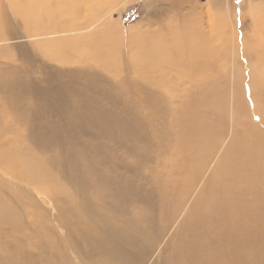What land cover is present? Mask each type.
Instances as JSON below:
<instances>
[{"label": "bare ground", "instance_id": "1", "mask_svg": "<svg viewBox=\"0 0 264 264\" xmlns=\"http://www.w3.org/2000/svg\"><path fill=\"white\" fill-rule=\"evenodd\" d=\"M9 1L14 14L21 16L25 29L30 35L25 36L26 39L34 38L35 48L42 51L47 58L61 60V63H66V66L73 64L74 67L76 63L80 66L82 63L78 61L89 54L106 70L116 71L114 65L117 60H114L113 53L118 48L119 39L124 35L122 31L116 34L108 22L111 21V13L114 9L112 6H116L117 0ZM173 7L176 8L177 5ZM263 8H253L252 11L256 33L255 49L261 51V53L258 51L260 62L264 59V22L261 20L262 16L259 18L264 13ZM54 9L61 14L60 17L64 15L70 21L65 22V19L64 22L61 20L56 23L48 19L47 17L51 15L47 11L52 12ZM193 12L190 13L193 15ZM197 12H194L195 16ZM42 14L47 15L48 20L42 17ZM198 15L193 27L186 25L184 17L181 19L183 21L181 26L186 27L183 35L180 30L178 34L175 33V29L181 26L174 28L170 22L169 32L170 36L173 35L171 40L174 38L172 41L168 42L163 37L162 41L155 34L141 32L137 34L132 32L133 37L130 38L129 43L133 44V47L130 46V50L133 48L130 56L133 69L144 81L148 79L147 82L153 84V87L162 89L166 93L169 104L173 98L184 95L177 92L178 88L172 91L180 82L179 80H187L188 75L199 71L206 72L211 66L207 61L209 58L217 54L222 58L231 53L233 61L243 64V67L248 62L244 55L246 51L243 52V49H248L249 46L247 43H242L240 48V44L236 42L239 39L234 32V26L231 32L228 31L229 33L226 34L227 26L232 24L224 22L222 17L214 18L212 14H207L205 18ZM99 25L104 28L94 33L81 35ZM205 26L209 29L207 33L206 30L204 31ZM1 35L3 34H0L1 42L10 40ZM52 35L65 36L47 40ZM225 35L231 46L227 49L229 51L225 47L223 49L221 45L226 42H223ZM223 52L225 54L221 56ZM261 63L264 65V62ZM254 67L251 68V76L247 70L249 79H252ZM81 68L84 67L81 66ZM168 69L176 71L178 82L167 79L170 77ZM51 72L53 75L59 74L55 77L57 82L62 73L54 70ZM243 72L245 74V71L241 69L238 86L233 85L230 101L226 100L223 93L218 95L219 90L207 77L201 79L198 85V89L203 87L201 96L199 93L195 94L191 100L185 102L184 106L182 105L183 108L180 111L172 108L165 111L157 98H154V102L149 101L154 104V107L150 108L152 112L160 106V109L156 110V116L157 112L161 111L168 119L167 114H169L171 120L165 118L167 122L164 127L162 126L164 133L154 128L153 125L159 127V123H154L158 119L150 115L145 123L147 124L150 120L149 123L153 129L144 136L138 126V136L144 137L147 141L151 138V142L154 137L157 139L155 141L158 146L165 139L166 142H171V137H174V145L168 143L166 148L169 152L168 168L173 169L172 172L176 174L174 176L171 174L164 179L163 184V178L160 179L159 190L168 204L169 199L176 200L178 208L181 204H184L182 208L187 205L188 198H192L199 189L200 182L194 184V181L200 177L195 175L206 164L207 158L204 152L208 149V153L212 154L213 149L216 148L215 141H219L216 137L227 126L225 106H230L232 109L230 112L232 117L230 134L233 136L231 144L227 147L225 156L218 162L209 182L205 183V189L200 190L199 197L190 206L191 211L186 209L190 212H187L189 215L186 220L178 225L180 226L178 230H181L180 237H175L164 249L162 248L164 236L148 232L143 226L146 221H138L137 217L129 213H125L127 215L125 217L130 216L128 218L135 223H129L123 218L119 219V214L124 212L121 206L122 200L138 199V182H127L129 187H126L124 181L118 178L121 176L104 174L102 169L99 171L94 166L95 160L91 164L92 158L96 156L105 158L110 154L109 149L92 146L85 141L82 144L79 140V138L82 139L78 137L80 133L83 136L88 135V132L96 135L91 128L98 132L99 137L106 135L111 141L119 136L120 133L117 130L119 125L117 122L112 123L106 120V110L95 104L94 112L73 117L70 127H65L60 122H56L55 126H49L47 123H40L42 116L50 109L45 105L46 102H50V99L47 100V97L43 95L48 92L40 90V84L33 85L30 81H24L18 77L9 79L8 76L7 78L2 76L0 99L3 103L7 105L11 97L14 98L12 102L20 104V100L29 95L41 96V104H36L31 110L33 117H40V120H36L32 126H29L28 135L24 134L25 130L19 128L18 124L6 123L5 116L0 114V227L2 230H0V264H75L70 258L71 255H74L76 261L79 259L81 264H263L264 253L261 252H264V248L260 246L262 244L258 247L254 245L256 240H262V238L264 240V86L254 85L253 82L247 85L244 78L246 74L244 76ZM75 74L68 76L71 89H77L81 85L83 87L81 78L87 80V77L91 76L85 71H80L77 76ZM66 78L65 75L63 79ZM170 86L172 90L168 89ZM243 87L245 91L242 90ZM254 87H257L261 93L259 98L255 94ZM59 91L61 93L59 96L62 98L65 90ZM244 93L245 97L252 95L253 100L248 99L250 100L248 103L246 98L242 99ZM45 107L47 109H44ZM67 108L71 109L70 106ZM53 110L52 106L51 111ZM87 124H91L89 131ZM37 126L39 129H36ZM31 127L34 131H31ZM194 134L199 137L195 138ZM150 135L151 137L148 138ZM116 140L114 142H117ZM212 141L213 146L210 145L207 148L206 146ZM120 144L121 142L116 143V145ZM57 145L64 154L61 162H58L54 156H48V154L46 156L41 152L43 150L48 152ZM186 145H188L187 150ZM202 146L207 149L201 151ZM160 149L158 147V151ZM82 155L84 158H89L87 162L89 161L91 165L82 164ZM202 156L205 157L204 160ZM108 162L101 165V168L107 167ZM57 163H61L64 167L61 168V165L59 167ZM188 163H192L193 167ZM195 163L200 165L195 168ZM204 168L206 171L209 170L207 166ZM206 171L203 173L206 174ZM181 172L182 175L179 176ZM194 185L195 187L192 188ZM127 188L132 190L127 192ZM258 188L261 189L258 190ZM89 189L92 190L91 195L87 194ZM181 189L184 191L180 194ZM110 190L113 195L123 193L126 197L115 204L111 201L114 196L109 199ZM142 198L147 197L143 195ZM44 203H49L56 210L55 217L52 216L54 221L46 220V210L41 205ZM184 208L182 210L185 212ZM113 210L119 217L112 212ZM178 213L180 215V212ZM187 213L185 212L186 216ZM260 213L263 216L257 219ZM40 216H43L42 221Z\"/></svg>", "mask_w": 264, "mask_h": 264}, {"label": "rangeland", "instance_id": "2", "mask_svg": "<svg viewBox=\"0 0 264 264\" xmlns=\"http://www.w3.org/2000/svg\"><path fill=\"white\" fill-rule=\"evenodd\" d=\"M119 1L121 0H117V2L115 3L116 6L114 5L115 7L112 6L114 9L111 13V21H109L108 23L114 28L116 34L122 31L124 37L123 38L121 37V39H119L120 44L118 43L117 45L118 48H116L115 46L116 51H114L113 53L115 55L114 60H117V62H115L114 65L116 67L115 68L116 71H109L108 69L106 70L102 66V64L98 63L96 59H92V57L89 56V54H86L80 61H78V63H82L80 66L79 65L77 66L76 63L74 67L73 64L71 65L69 64L68 66H66V63L65 64L61 63V60L58 59L52 60V58H47L42 51H40L39 49L37 50V48H35L34 38L26 39L25 36H28L29 34L25 29L24 22L21 19V16L14 14L13 9H11L10 7V1L0 0V15H1L0 34H3L1 36H4L5 39L7 38L10 39L8 42L0 41V83L2 80L1 79L2 76L6 78L8 76L9 79H12L13 77H18L20 79H24V81L25 80L30 81L33 85L35 83L38 85L40 84L41 86V87L39 86L40 90L42 89L43 91L48 92V94L46 93L43 94L45 97H47V100L48 98L50 99L49 100L50 102L51 100H53L51 106L49 105L50 102L49 103L46 102L45 105L50 107V109L49 111H46L45 115L42 116V121L40 120V117L35 118L33 117L34 114L31 113V110L35 108L36 104H41V96L31 97L27 95L26 96L27 98H24L22 100L19 99L21 102L20 104L19 103L15 104L14 102H12L11 100H13L14 98L10 97L11 100L7 104L8 106L5 103H3L0 99V114L3 117L5 116L4 118L6 119V123L13 122V124L15 125L18 124L20 126L19 128L25 130L24 134L28 135L29 126H32V124H34L36 120H40V123L41 122L47 123L49 126H55L56 122H60L61 125H64L65 127H70L71 119L73 117L77 115H85V114L87 115L88 113L94 112L95 104L98 105L99 108L106 110L107 112L106 120L112 121V123L117 122V124L119 125L117 127V130L118 133L120 134L114 139V140L117 139L116 140L117 142H114V140L111 141V139L107 138L108 136L106 135L99 137L98 132L94 131V129L91 128V124H87L86 126L87 130L89 131V129L91 128L93 132H96V135L95 134L93 135L88 132V135L83 136V134L80 133L78 137H81L83 140L80 138L79 140L82 141V144L85 141V143H89L92 146L97 145L109 149L110 151V154H108L109 158H106L108 156H106L105 158L99 156L92 158L91 164H93V160H95L94 166H96L95 168H97L99 171L102 169L104 170L103 171L104 174L107 175L111 174L112 176H116V177L121 176L118 178H121L124 181L126 187L128 186L127 182H131V181L138 182V199L137 200L133 199V201L130 199H126L125 201L122 200L121 206L124 212H121L122 214H119L120 217L116 212H114V210L112 212L117 214L119 219L123 218L129 221V223L132 222L135 223V221L130 220L128 218L130 216L125 217V215L128 213L131 214L132 216L137 217L138 221H146V223H144L143 226H145L144 228H146L148 232H151L154 235L160 234L162 237L164 236L163 237L164 241L162 244V248L164 249L171 244V242L175 239V237H180L181 230H178L180 227V226L178 227V225L180 224L181 221H185L186 218L188 217L189 213L187 212L190 210V206H192L194 204L193 201L199 197L198 195L201 192L200 190H202L203 188L205 189L206 184L207 182H209V179L213 174L214 169L216 168L218 162L220 161V159H222L225 156L227 147L231 144V139L233 138V136L230 134V130L232 127V122H231L232 117L230 116V112H232V109H230V106H225V109L227 110V126L223 130H221L219 135L216 137L219 139V141L216 142L214 140L216 143V148L214 147H213L214 149L211 148L214 150L212 154L208 153L207 148L210 145H212L213 141L206 146L207 151L204 152V154L206 153L205 156L207 159L205 162L206 164H204V167L205 166L209 167V170L206 171V168L202 167L201 170L202 172L201 171L199 173L197 172L198 174L195 175L200 177L203 176L204 178L198 177L194 181V184H196V182H200L199 184L200 187H198L199 189L196 190L192 198L189 197L191 193L188 195L189 198L187 200V205L183 206V208L185 207L184 209L185 212L187 213V216L184 210H182L183 209L182 205L184 204H181V207L178 208V203L176 202V200H170V199L168 204L167 199L164 200L162 198L163 196L159 190L160 179L163 178L162 181L163 184L165 181L164 179L168 178L171 174L173 176L174 174H176L175 172H172L173 169L168 168L169 164H167L168 162L167 158L169 152L167 151L168 148H166L168 147V143L170 145H174L175 143L174 137L173 136L171 137L172 138L170 139L171 142L169 141L166 142L165 139L162 142L163 144L160 142V145L158 146L155 141L157 140L156 138L152 137V142H151V138H150L151 135L148 137L150 138L148 141L145 140L143 136H142L143 138L139 137L138 126L141 130L142 135L147 136L148 133L150 132V129H153V127L149 123L150 120L148 121L147 124L145 122L150 118V115L152 116L154 115L156 120L158 119L154 123H159L158 124L159 127L153 125L155 126L154 128L155 129L157 128L160 131L162 130L161 132H164L162 126L164 127V124H166L167 120H171V116L167 114L169 116L168 119L167 117H164L165 115H163L161 111L160 112L158 111L156 116V110L160 109V106L159 108L158 107L155 108L156 109L155 112H152L151 107H154V104H151L150 102L152 101L154 102V98H157L161 105V108L165 109V111L168 110L169 108H172L176 111H180L183 108L182 105L184 106L185 102H187L189 99L191 100L195 94L199 93L201 96V91L203 87L198 89V85L200 80L204 79L205 77L210 78L213 86L216 87L217 90H219L218 95L220 96L223 93L227 101L231 100L230 98L233 90V85L237 84L238 86V84L240 83L238 76L240 75L241 69L245 71V74L249 71L251 76V68L255 66L256 68L255 67L253 68L255 70V74L253 70L252 79L251 78L249 79V77H247V74L245 76L243 72L245 76L244 78H246L245 82L247 83V85H250L253 82L254 85L259 84L260 86H264V72H263L264 65L263 63H261L264 62V59L260 62L259 56L261 51L255 49L256 41L254 36H256V33L254 32V24H253L254 19L252 17L253 8L258 9V7H264V0H189V1L187 0L184 1L125 0L124 1L123 0L124 2L121 1L122 3ZM118 2L121 4L118 5L119 4ZM173 5L175 6L177 5V7L172 8ZM193 11L195 13L197 11L199 12V13L197 12L196 14L197 16H195V13ZM47 12L49 15H51L50 16L51 18L47 17V15L44 16L45 14H42V17H45V19L48 18L51 19L52 21L54 20L56 21V23L60 22L61 20L64 22L65 19H66L65 22L70 21L68 20L69 18L64 17V15L60 17L61 14L57 12V9H54L52 12L51 10H48ZM187 12L188 14H186ZM190 12H193V15ZM198 14H200L201 18L207 17V14H212V17L214 18L222 17L224 19V22L232 24L227 26L226 34L228 31L231 32V30L233 29L232 26H234V32H236L238 36L237 39H239L236 42H238V45L240 44V48L242 46L241 45L242 43L243 44L247 43V45L249 46L248 49L247 48L243 49V52L246 51L244 55L248 62L243 67V64L233 61V57H231V53H228L226 56H223L225 54L224 52L221 55L223 56L222 58L218 56V54L209 58L207 61L208 63L211 64V66L208 70H206V72L199 71L192 75H188L189 78L187 80L184 79L179 80L180 82L174 86L173 90L171 89V86L170 88H168L172 91L178 88L177 92H181L184 94L178 96L176 99L173 98V100L169 104L166 98L167 97L166 93L162 89L157 88L156 86L153 87V84L147 82L148 79L144 81V79H142L141 76H139L138 73L133 69L134 68L133 61L130 57L133 51V48L131 50L130 48L133 47V44L131 45V43H129L131 42L130 38L133 37L132 32L133 34L134 32H136V34L141 32V33L155 34L156 36H158L159 39L163 37L168 42L172 41L174 38H172L171 40V37L173 35L170 36L171 33L169 32V28H171V26L176 28L178 26L183 25V21L181 20L183 19V17L184 20H186L187 22L186 25L188 27H193L194 21L197 20L195 18L199 17ZM187 16L188 17L191 16L192 18L191 17L188 18ZM186 17L188 20L186 19ZM260 17L262 22H264V13L263 15L261 14L259 18ZM170 22L172 23V25L169 27ZM103 28L104 27H100L99 25L91 31L83 32L81 35H86L90 32L94 33L100 31ZM185 29L186 27L181 26L180 28L175 29V33L178 34V31L180 30L181 34L183 35L185 33L184 32ZM147 30L149 32H147ZM204 31L206 33L209 31V29H207V26L204 27ZM77 34L75 35L78 36ZM61 36L63 38L65 35H52L49 36L47 40L59 39ZM227 40H228L227 36L225 35L223 42L224 41L226 42L221 44L223 49L225 47L226 50L231 47L229 46V41ZM138 47H140L139 43H138ZM116 52L117 53L120 52V53L115 54ZM62 64L64 66H62ZM81 66L86 68L85 69L81 68ZM260 67H262L261 69L263 70H261ZM51 70H54L57 73L58 71L59 73H62L59 76L60 78L58 79V81L61 80L59 83H57L58 81L57 82L55 81V77H57L59 74L53 75ZM260 70L262 71V73H259L261 72ZM80 71H85L91 76L89 78L87 77V80H85L86 78H81L83 87L81 85L77 89H71L70 88L71 81L70 78L68 79V76L74 75L75 73H76L75 75L77 76L78 73H80ZM168 71L170 73V77H168L167 79L169 81L178 82L176 71L174 69H168ZM65 75L67 76V78L63 79ZM87 75H85V77ZM92 76L94 77L92 78ZM62 80L64 82H62ZM62 86H64V88ZM61 89L65 90L64 96L62 98H60L59 96L61 94L59 90ZM242 90L245 91L244 87L242 88ZM254 91L257 98H259L261 94L259 92V89L257 87L256 88L254 87ZM256 92H258V94ZM243 96L244 98L242 99L246 98L248 103L250 102L251 99L253 100L252 95L250 97H247L246 95L245 97V93H244ZM39 98L40 100H38ZM52 106L54 107L53 112L51 111ZM69 106L71 109L67 108ZM44 109L47 108L45 107ZM246 116L247 115H245V117ZM144 117L146 118L144 119ZM161 120H163V122ZM140 121L141 122L144 121L142 122L143 125L141 124ZM60 124L58 126H60ZM101 125L105 126V124H101ZM168 125L169 124H167V126ZM33 129L31 127V131H34ZM36 129H39L38 126ZM194 136L195 138L199 137L196 136L195 134ZM118 142H121V144L116 145V143ZM163 145H165V147ZM158 147L161 148L160 151H158ZM187 147L188 145L185 146L186 150ZM204 149L205 147L202 146L201 151H204ZM50 151L44 152L43 150L41 152L43 154H46V156L47 154L48 156L49 155L54 156V158H56L58 162H61L64 159V154L58 145L57 147H53L52 149H50ZM81 157H83L81 160V162L83 161L82 164L91 165L89 164L90 163L89 161L87 162L89 158H84L83 155ZM202 157L204 160L205 157L204 156ZM106 161H109L107 163V167L101 168V165H103ZM190 164L193 167L192 163H188V165ZM56 165H58L59 167L61 165V168L64 167L61 163H57ZM97 165L99 166V168ZM194 165H196L195 166L196 168L197 165L199 166L200 164L195 163ZM205 171L206 174L203 173ZM68 174L73 175L71 173ZM181 175L182 172L180 173L179 176ZM185 177L186 174L185 176L183 175L184 180ZM194 187L195 185L192 188ZM260 189L261 188H258V190ZM131 190H132L131 188L126 189L127 192H130ZM90 191L92 190L89 189V191H87V194L89 193L88 195H91ZM183 191L184 189H181L180 194ZM142 194L145 195V197L147 198L143 199ZM108 196L109 199H111V197L114 196V198H112L111 201L114 202L115 204H117L118 201L120 202L121 198L126 197V195H123V193H120L118 195H113L112 190L109 191ZM41 205L42 207H44V210H46V220L54 221L52 219V216L55 217L56 210H54L52 205H50L49 203L48 204L44 203ZM186 209L189 210L186 211ZM175 210L177 211L175 212ZM178 212H180V215ZM174 213L177 215H175ZM261 215H262L261 213L260 215L258 214L257 219L261 218L260 217ZM42 220H43V216H40V221ZM138 221L136 222L137 225H138ZM153 222L154 224L152 225ZM167 223L170 226L167 225ZM260 240L261 239L256 240L255 241L256 245L254 246L258 247L260 244H262L260 246L264 248L263 238L261 241ZM70 258L72 261H74L75 264H79V263L81 264V262H79V259H77L76 261L74 255H71ZM262 259H264V257H262ZM262 263L264 264V262Z\"/></svg>", "mask_w": 264, "mask_h": 264}]
</instances>
